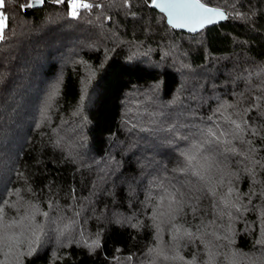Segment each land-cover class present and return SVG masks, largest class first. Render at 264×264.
<instances>
[{
  "label": "trees",
  "instance_id": "obj_1",
  "mask_svg": "<svg viewBox=\"0 0 264 264\" xmlns=\"http://www.w3.org/2000/svg\"><path fill=\"white\" fill-rule=\"evenodd\" d=\"M85 2L6 8L0 263L264 264V0L197 33Z\"/></svg>",
  "mask_w": 264,
  "mask_h": 264
},
{
  "label": "snow or ice",
  "instance_id": "obj_2",
  "mask_svg": "<svg viewBox=\"0 0 264 264\" xmlns=\"http://www.w3.org/2000/svg\"><path fill=\"white\" fill-rule=\"evenodd\" d=\"M52 3L55 5L67 4L69 9V15L73 19L81 17V10L84 12L91 11L93 7H99L85 0H0V42L5 41L8 36L11 35V29L9 25V15L6 13V8L9 4H15L16 7L22 13H28L30 10L37 7H43L46 3ZM213 0H145V6L153 9H158L163 14L166 23L172 28L187 29L191 32H195L198 29H203L209 24H213L218 20L228 19V14L225 10L218 6H210ZM128 7H131L129 0H125ZM134 15V13H133ZM239 128V125L236 126ZM212 148L214 150L216 141L213 140ZM195 147V146H194ZM254 150V149H253ZM195 155L187 156V168L185 171L193 172L197 168V165L193 163L195 161ZM195 175H199V172H193ZM47 215V213H44ZM5 226V233L7 232ZM38 240L39 237L37 236ZM9 237L5 234L0 237V243H3L5 249V255L11 251V244L8 242ZM30 250L29 255L32 254ZM3 264H7L5 260Z\"/></svg>",
  "mask_w": 264,
  "mask_h": 264
},
{
  "label": "rangeland",
  "instance_id": "obj_3",
  "mask_svg": "<svg viewBox=\"0 0 264 264\" xmlns=\"http://www.w3.org/2000/svg\"><path fill=\"white\" fill-rule=\"evenodd\" d=\"M20 229H21L20 226H14L9 231V232H11V234L9 236L7 235L8 237H10L8 242L11 244V250L12 249H15V247L18 248V249H20L22 246H25V244H24V243H26L25 240H28V238H22L21 236L16 235V233H18V231H20ZM28 234L26 235L27 237H28ZM6 251L7 250L5 249L4 250V253ZM1 262H2V259H1Z\"/></svg>",
  "mask_w": 264,
  "mask_h": 264
},
{
  "label": "water",
  "instance_id": "obj_4",
  "mask_svg": "<svg viewBox=\"0 0 264 264\" xmlns=\"http://www.w3.org/2000/svg\"><path fill=\"white\" fill-rule=\"evenodd\" d=\"M210 6H214V5H210ZM221 9H223V10H225L226 11V9H224V8H222V7H220ZM227 12V11H226ZM227 19H225V20H218L217 22H215V23H213V24H209V25H207V26H211V25H214V24H217V23H220V22H223V21H226ZM206 26V27H207ZM175 29H177V28H175ZM204 29V28H203ZM179 30H183V31H186V32H189V33H197V32H199V31H201L202 29H198L197 31H195V32H191V31H189V30H187V29H179Z\"/></svg>",
  "mask_w": 264,
  "mask_h": 264
}]
</instances>
